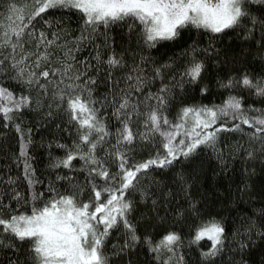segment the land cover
Wrapping results in <instances>:
<instances>
[{"label":"snow or ice","instance_id":"obj_1","mask_svg":"<svg viewBox=\"0 0 264 264\" xmlns=\"http://www.w3.org/2000/svg\"><path fill=\"white\" fill-rule=\"evenodd\" d=\"M0 129V264H264V0H3Z\"/></svg>","mask_w":264,"mask_h":264},{"label":"trees","instance_id":"obj_2","mask_svg":"<svg viewBox=\"0 0 264 264\" xmlns=\"http://www.w3.org/2000/svg\"><path fill=\"white\" fill-rule=\"evenodd\" d=\"M2 2H3V0H0V3H2ZM117 32L119 33V29H117ZM119 34L122 35L123 33H119ZM192 35L195 36L196 33L193 32ZM229 35H231V34H229ZM225 39L227 40V38H225ZM202 40L206 41V40H207V36L202 37ZM85 54H87L86 51H85ZM156 55H159V53H156ZM214 95H215V98H216L217 102H219V95H218V94H214ZM2 132H3V129H0V133H2ZM43 134L47 135L46 132L43 133ZM38 138H39V133H38L37 136H36V139H38ZM233 139H234V138H233ZM11 144H12V145H15V144H16V140H15V138H13V140L11 141ZM0 146H2V145H0ZM12 150H13V151H18V148L13 147ZM34 155H35V154H34ZM236 163H237V166L239 167V165H240L239 160H237ZM43 164H44V160H43V157L41 156V158H40V163L37 165L38 168H42V167H43ZM5 165H7L8 168L11 169V174H12V175H15V176H18V177L21 175V172H22V162H21V164L18 166L14 160H12V161L6 160V159L4 158V153H3L2 151H0V172H4V171L6 170V169H5ZM49 174L51 175L52 173H49ZM81 178H82V177H81ZM223 183H224V182H223V179L221 178L220 181H219V186H222ZM209 191L211 192V197H210V199H212V201L215 202L216 193L212 190V188H209ZM229 222H231V217H229ZM191 256H192V262H193V264H195V261H196V259H197V254H196V252H193V253L191 254Z\"/></svg>","mask_w":264,"mask_h":264}]
</instances>
